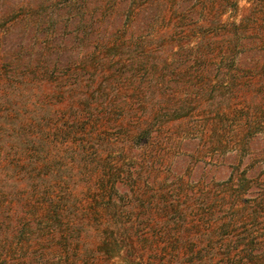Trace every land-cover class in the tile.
Listing matches in <instances>:
<instances>
[{"label":"rangeland","instance_id":"rangeland-1","mask_svg":"<svg viewBox=\"0 0 264 264\" xmlns=\"http://www.w3.org/2000/svg\"><path fill=\"white\" fill-rule=\"evenodd\" d=\"M24 1L0 0V17L12 7L23 17ZM31 1L61 21L56 28L66 36L60 45L69 59L41 90L46 97L52 95L46 131L52 129L55 151L60 147L67 153L54 158L57 174L50 177V194L66 211L56 217L45 213L34 228L51 233L54 227V238L65 232L74 235L67 245L53 241L46 263H64V248L74 259L69 264H264V76L262 70L250 69L264 53V28L258 22L245 32L246 44L238 42L235 61L226 49L229 24L240 22L255 0H186L181 5L178 0L119 1L113 5L121 10L116 21L121 25L124 19L128 26L116 40L121 48L129 45V50L139 51L134 58L130 51L108 49L110 62L99 44L82 41L81 35H90V30L68 25L66 0ZM108 1L73 0L83 3L74 14L82 25L111 16ZM178 12L185 13L179 20ZM214 21L217 28L212 29ZM188 23L196 31L211 25L212 42L206 48L212 72L200 94L196 74L190 87L182 75L187 52L180 41H187ZM255 28L258 37H252ZM100 30L98 25L93 30V41ZM36 32L52 33L46 25ZM191 35V45H196L198 35ZM189 56V65L197 67L196 53ZM96 57L109 73L118 70L112 84L124 101L121 113L105 124L99 106L89 110L80 100L103 77L101 61L96 65L90 60ZM140 57L144 62L137 66ZM175 68L178 75L172 74ZM76 76L88 84L76 89ZM182 105L187 114L179 117ZM26 120L19 118L21 123ZM64 189L66 194L61 193ZM22 191V199L35 201ZM114 225L120 229L112 231ZM23 251L6 257L8 264H21L15 258Z\"/></svg>","mask_w":264,"mask_h":264},{"label":"trees","instance_id":"trees-1","mask_svg":"<svg viewBox=\"0 0 264 264\" xmlns=\"http://www.w3.org/2000/svg\"><path fill=\"white\" fill-rule=\"evenodd\" d=\"M119 1L123 3L126 0L108 1L112 4L114 17H112L113 15L108 17L103 16L93 19L90 23L86 22L83 25L74 14L75 10L79 11L82 9L83 3L79 5L78 2H73V0H66L63 4L69 11L68 25L74 30L78 28H80L79 30L83 28L86 32L90 30V35H87V33L81 35L82 41H88V44L93 42L99 44L98 50H102L103 54H106L104 59L106 62H110L111 60V57L107 56L108 49L119 48L123 51H130V54L134 58H136L135 56L139 51L137 47L133 48L134 50H129L131 49L129 45L121 48L120 41L116 40L119 30L127 29L128 26L124 24V19L121 25L116 21L117 17H120L121 10L118 7H113V5L117 2L119 3ZM185 1L178 0V5L183 4ZM24 2L23 7L27 11L23 17H19L20 15L17 14L18 9L16 8L18 7L10 8L7 11L8 13L6 12L0 17V258L2 257L0 264H8L6 257L11 258L19 254L21 250H24V254H21L19 258H15L17 261L22 260L21 264H34L36 259H38L36 264H47V255L53 250L49 248V245L58 242V240L67 245L70 238L74 235L73 233L67 234L65 232V235L54 238V227L50 229L51 233L46 232L45 229L34 228L36 219L40 220V216L43 217L45 213L48 214L50 212L56 217L59 212L64 211L65 213L66 211L59 209L61 206L56 203L54 195L52 197L50 194V192H54L53 182L50 180V177L57 174L53 167L55 159L67 156V153L61 152L60 147L55 151L57 144L53 143L54 136L52 137L51 134L52 129L49 127V131H46V125L51 123L49 101L52 100V95L46 97L42 94L41 90L43 89L42 84L47 81H53L56 78L55 71L57 68L63 65L64 61L68 62L69 59L64 58V49L60 45L63 41L62 38L65 39L66 36L58 33L56 28L61 24V21L56 19L53 13H47L44 8L35 6L31 0ZM111 4L109 5L110 7ZM39 11H42V13H39ZM50 14H52V17H49ZM182 15L184 16L185 13L178 12V20ZM127 17L128 15H126ZM190 20L192 21V17ZM141 21L144 24V21ZM258 22L261 27L257 24ZM21 24L24 27L20 32L18 31V27ZM188 24L189 26L186 31L187 41L183 43L180 41V47H183L184 51L187 52L186 59L184 61L181 60L183 66L182 75L186 76L187 82L184 84L190 87V81L193 80L192 74H196V80L201 81V85L197 88V92L200 94L203 91L202 88L207 87L206 82H208L209 75L212 72L211 55L207 50L212 42L208 36L211 30L209 26L212 25V29L217 27L214 21L211 25L198 27L200 28L198 32L192 28L193 24ZM45 25L50 27L52 33L43 32L37 34L38 27L45 28ZM97 25L101 27V30L99 35H94L95 41H93L91 34L92 32L94 33L93 30H95ZM251 26L264 28V0H255L240 22L233 21L229 24V46L226 49L232 61L236 60L237 51L235 49L238 46V42L243 40V44H246L244 34ZM256 28L251 31L252 37H258L257 34L259 32ZM74 30H72V33H74ZM79 30L78 36L75 38L79 37ZM191 32L198 35L199 41H196V45H191ZM72 36L74 38L75 35ZM29 40H31V43H29ZM190 52L196 53V57L194 58H196L198 63L197 67L192 68L189 65ZM141 58L136 60L134 64L141 66L144 62ZM90 60L96 65H99L101 61L100 65L104 67L103 77L95 87H92V84L89 94H82L80 100L84 102V108L89 107V110H93V108L99 106L100 110H103L102 114L104 117L102 118V122L105 124L114 114H120L121 109L123 110L124 108V101L120 99L112 84V79L117 76L118 70L114 69L109 73L107 68H105L103 59L100 60L99 57H96V59L92 58ZM257 60L258 62H255L253 66L258 64V67L254 68L250 65V69L253 71L258 68V72L262 70L263 72H260V76L263 77L264 53L263 55H259ZM153 62L156 65L158 61ZM62 68L66 69V66ZM176 69H173L172 74L178 75ZM87 75H92L91 70ZM83 81V78L76 76V89L78 87L84 88L83 83L88 84V82ZM194 84H198V82ZM182 106L183 108L180 107L181 109H179L182 111L179 114L177 113L179 117L182 114H187L186 110L183 111L186 108L185 105ZM27 112L32 114L34 118H29ZM22 116L27 117L24 123L19 121V118ZM79 122L80 119L74 125H77ZM9 126H14V128H10ZM72 126L70 130H73ZM9 138L11 139L9 140ZM8 154L11 155V159L8 161L3 160ZM20 157L23 158L19 159ZM22 181H26V184H22ZM22 190L26 191V196L30 192L35 201L32 203L31 199H26V201L22 199ZM66 192V189L61 191L62 194H66ZM24 208H26L25 211L27 212L23 216L22 212L24 211L22 210ZM255 218L258 217L255 215ZM116 225H114V228H111L112 231L120 229V225ZM32 242L36 243V249H32ZM60 251L62 252V257H64V263L62 262V264H69L70 260H74L72 259L73 256L69 258L68 255H71V253L68 249L62 248Z\"/></svg>","mask_w":264,"mask_h":264}]
</instances>
